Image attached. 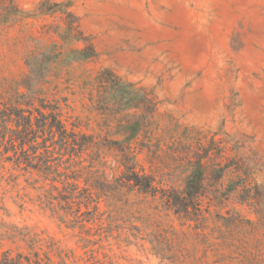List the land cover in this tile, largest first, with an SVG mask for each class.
Masks as SVG:
<instances>
[{"label": "rangeland", "instance_id": "obj_1", "mask_svg": "<svg viewBox=\"0 0 264 264\" xmlns=\"http://www.w3.org/2000/svg\"><path fill=\"white\" fill-rule=\"evenodd\" d=\"M27 88L92 138L102 153L88 160L102 156L110 179L127 146L160 190L202 169L209 213L195 232L158 199L109 194L97 211L107 232L82 235L84 249L58 219L77 210L65 189L0 157V254L33 258L29 233L54 264L59 251L80 264H264V0H0V98ZM238 174L256 205L229 192Z\"/></svg>", "mask_w": 264, "mask_h": 264}, {"label": "trees", "instance_id": "obj_2", "mask_svg": "<svg viewBox=\"0 0 264 264\" xmlns=\"http://www.w3.org/2000/svg\"><path fill=\"white\" fill-rule=\"evenodd\" d=\"M35 96L36 93L27 88L26 94H16L11 101H3L0 98V157L3 162H12L16 168L26 173L36 174L44 185L51 183V191L65 189L69 198L65 206L69 209L76 205L77 210L63 211V215L58 219L67 229L77 233L75 236H79V242L83 244L84 249L93 245V241L82 235L91 237L93 227L102 231V234L107 232L108 224L104 225L97 211L98 201H108L109 194L124 197L136 192L158 199L163 209L172 214L181 225H187L195 232L204 230L203 224L206 214L209 213V206L202 202L207 195L204 185L206 175L202 169L195 168L181 190H160L151 175L137 169L135 155L127 146L122 152L123 155L116 156L115 165L112 167L114 170L111 169L115 174L110 179L106 174V162L102 160V156L101 161L88 160L87 152L95 151L100 156L102 149L90 136L76 132V126L68 129L61 119L58 107L49 105L44 100L38 101V106H35ZM9 152L12 155H9ZM54 154L58 156L56 163ZM223 175L219 172L216 180L219 181ZM237 177L240 183L229 189V192L241 189L245 194L243 202L256 205L257 197L250 193L252 188L248 191L251 180L244 176L239 179V174ZM57 183L60 187L54 186ZM47 194L49 197L43 206L55 215L54 196L50 192ZM81 206L85 208L90 219L82 220L84 213L80 212ZM90 209L92 211H89ZM21 237L24 240L28 238L33 258L22 253L13 255L7 250L0 254V264H54L47 257L42 259L39 250L34 249L37 241L30 237L29 233L21 234ZM156 240L157 244L162 246L163 241ZM58 248L54 242V251H59ZM58 253L59 262L56 264H80L84 261L83 257L77 256L73 251ZM87 253L93 255L92 260L95 259L93 250L85 251V254ZM93 264H105V261H94ZM178 264L185 263L180 261Z\"/></svg>", "mask_w": 264, "mask_h": 264}]
</instances>
